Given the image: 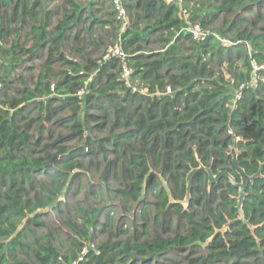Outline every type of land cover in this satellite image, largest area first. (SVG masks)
I'll return each mask as SVG.
<instances>
[{
  "label": "trees",
  "instance_id": "1",
  "mask_svg": "<svg viewBox=\"0 0 264 264\" xmlns=\"http://www.w3.org/2000/svg\"><path fill=\"white\" fill-rule=\"evenodd\" d=\"M194 1L198 0H185L190 18L206 28L218 18L217 12L233 17L225 28L212 30L231 45H224L213 34L194 41L182 31L180 9L165 0H123L130 16L123 46L134 81L149 90L145 94L132 92L119 79L116 59L99 63L86 58V63H80L62 53L69 32L81 23L80 30L87 31L95 42V24L109 23L94 14L99 8H93L94 13L84 21L82 7L72 1V11L65 12L51 28L43 0H0V81L4 91L0 107V264H28L32 257L33 264H127L133 260L134 264H153L151 260L157 257L174 261L185 247L201 252L197 257L186 256L188 264H264V0H218L207 11L202 6L190 7ZM110 16L114 26L119 24L114 10ZM31 19L37 23H30ZM26 26L32 44L19 38L7 46V37L12 32L19 35ZM115 28L117 37L120 24ZM155 45L159 49L152 48ZM45 48L47 58L31 86L17 70H32L27 58ZM56 64L68 68L57 69ZM255 73L258 85L246 87L232 108L235 89L250 82ZM54 78L56 82H52ZM168 86L171 93L166 92ZM85 88L88 90L80 94ZM84 100L99 114L85 111ZM85 117L94 122L92 127ZM55 120L70 133L46 142L45 132ZM36 123L37 133L31 131ZM230 127L240 141L235 142L228 133ZM107 128V135L93 134ZM72 138L80 142L68 145L66 141ZM233 147L250 176L261 171L248 183L243 212L238 206L240 188L226 175L211 182L209 174V169L214 176L226 170L242 182L234 167ZM82 157L105 162L106 182L112 171L115 178L122 172L123 182L113 192L141 203L147 220L153 210L163 216L173 211L186 220L184 232L170 237L156 233L147 239L133 238V243L109 239L97 249L85 251L88 230L99 223L101 209L77 203V211L87 218V230L69 212L74 198L68 197V184L82 167ZM147 192L154 201L145 196ZM185 202L190 209L200 206L201 210L190 211ZM45 209L66 216L65 225L80 237L68 236L71 247L64 254L42 220ZM105 217L104 225H111V214ZM33 226L46 229L38 233ZM57 236L66 246L62 236ZM138 255L140 258L135 257Z\"/></svg>",
  "mask_w": 264,
  "mask_h": 264
},
{
  "label": "rangeland",
  "instance_id": "2",
  "mask_svg": "<svg viewBox=\"0 0 264 264\" xmlns=\"http://www.w3.org/2000/svg\"><path fill=\"white\" fill-rule=\"evenodd\" d=\"M75 1L77 2L83 9L82 12V18L84 21L89 19V16L93 11V8H99L96 10H101L100 12H95L99 17H102L104 20L108 21L109 23L106 26H100L99 24H95L94 29V39L95 42L92 41L91 36L87 31H81L80 29L83 26V23L80 24L79 27L73 29L69 32V40L64 43V45L61 48V51L65 56L69 59L76 60L80 63H86V58H91L94 60H97L99 63L103 59V56L107 49L116 41V26L119 24H115V26L111 23V20H113V17L110 16V14L113 12V8L111 5L110 0H43V9L50 12V27H54L59 20H61L64 17L65 12H71L72 11V4L71 2ZM101 2L102 5H99L98 3ZM218 0H198L197 2L194 1L192 4H189L190 7H193L197 5L198 7L202 6L205 11L208 10L209 4H218ZM259 5L255 6V10L259 9ZM218 13V18L215 20V22L209 26L211 30H219L226 27V23L232 19L233 17L230 15H227L226 13ZM250 18L254 19V14L252 12H244ZM30 23H37L35 20H29ZM12 26H20V24H13ZM30 27L26 26L22 29V31L19 33V35L16 32H12L11 35H9L6 39V45L9 46L12 41H15L20 38L21 42L27 43L28 45L32 44L31 36L29 35ZM80 34L79 40L75 39L76 36ZM1 40V39H0ZM97 43V44H96ZM152 48H155V50L159 49L157 45L152 46ZM48 49H41L36 57H29L27 58V64L31 67L32 70L25 71L24 68H20L17 70L19 74H23L25 78L27 79V82L29 85L34 86L38 74L41 70V65L44 63V61L47 58ZM55 68L61 69L68 67H62L60 64H56ZM225 74L229 78L228 65H225L224 67ZM92 80V79H91ZM57 78L52 79V82H56ZM87 83V87H88ZM15 86L20 87V83H15ZM88 88H85L81 90L80 94H84ZM13 94V93H12ZM81 95V96H82ZM54 104H59V101H55ZM84 110L87 112H90L91 114H99V111L94 108H89L86 105V101L84 100ZM36 114H38V111H35ZM34 112V113H35ZM33 113V115H34ZM64 112L60 115H63ZM85 122L88 124V127H92L94 125V122L90 121L87 117H85ZM39 126V123H36L33 125V128L31 131L37 133ZM110 129H106L103 132H97L93 131V134H97L99 136H104L109 133ZM89 132V131H88ZM70 133V129L68 127H61L60 121L55 120L54 123L50 126L49 131L45 132L46 142H53L55 141L59 136L67 135ZM68 145H77L80 141L78 138H72L66 141ZM56 152V151H55ZM82 162V167L76 169L74 173V177L69 182V188L68 191V197L73 196V201L70 203V209L69 212L73 214L75 218H77V222L79 226L83 230H87V224L86 220L87 218L79 214L77 211V203H79L80 206L83 208H96L101 209V212L99 214V223H96L93 225L91 229H89L90 239L86 241L85 244V251H88L90 249H97L98 246L109 239L113 241H129L131 243L134 242L133 238H151L155 236L156 233H160L163 236H174L177 231L184 232V229L187 227V222L184 218H179L176 213L173 211L167 212L166 215H158V212L153 210L150 213V218L147 220L145 215L142 213V204L141 203H135L129 200H126L122 197L116 196L115 192H113L114 189H117L120 187L121 182H123L122 179V172L120 175H117L116 178L114 177V171H112V178L109 181H104V173L106 169L105 162H99L97 158H80ZM190 179V178H189ZM168 185L169 183L166 182ZM192 185V180H189V186ZM112 189V191H108V188ZM145 196L148 197V199L152 202L155 199L153 196L147 192L145 193ZM68 197L66 200H68ZM62 200H65L62 198ZM184 206L186 209H189L190 211H199L201 210V207H194L193 209H190L188 207V203L185 202ZM61 208H64L63 204H60ZM130 208V209H128ZM45 214L42 215V220H44L54 235V242L56 245H58L62 253L64 254L68 248L71 247V243L67 240L68 236L70 234H73L77 239L80 237L77 234H74L64 223V220L66 216H62L57 214L56 210L48 209L44 210ZM69 212H65V215H68ZM111 214V225L105 226L106 220V214ZM159 216L158 219L156 217ZM110 222V221H109ZM106 227V231L103 229ZM35 230L40 233L42 230H45L46 228L43 227H35L33 226ZM147 231L146 236H143V233ZM57 234H60L62 238L65 240L66 246H62L60 243ZM204 252V250H202ZM84 253V252H83ZM81 254V258L82 255ZM201 254V252L195 253L194 251H191L190 248L185 247L182 249V251H178L176 253V256L174 258V261H170L168 259H165L164 257H157L151 262L153 264H188L186 260V256L191 257H197ZM168 256V254L166 255ZM169 256H172L171 254ZM140 258V256H135ZM33 258V257H32ZM27 259L28 264H33L34 258ZM140 262H143V258L140 259ZM145 260V259H144ZM139 262V261H138ZM135 261H131L127 264H134Z\"/></svg>",
  "mask_w": 264,
  "mask_h": 264
},
{
  "label": "built area",
  "instance_id": "3",
  "mask_svg": "<svg viewBox=\"0 0 264 264\" xmlns=\"http://www.w3.org/2000/svg\"><path fill=\"white\" fill-rule=\"evenodd\" d=\"M169 4H173L180 9L183 26L182 31L189 33L194 41L200 42L207 39L210 34L216 36L224 45H231L232 42L224 37L220 32L212 31L210 28H206L200 21H192L190 18V10L186 6L185 0H165ZM113 10L115 12V18L120 24V33L117 36L116 41L107 49L103 59L100 63L111 59H116L119 63L120 75L119 79L122 80L132 92H142L147 94L148 88L143 86L133 79V68L129 63L128 54L123 46V34L130 26V16L123 0H110ZM259 76L255 73L252 76L250 82L242 84L239 88L235 89L233 93L232 108L236 107V101L243 95V91L246 87L257 86ZM54 90V85L51 88ZM167 93H171L172 89L170 86L167 87ZM81 93V92H79ZM3 83L0 81V107L2 106L3 100ZM228 133L233 136L234 141L238 142L241 140L240 136H237L234 129L230 127Z\"/></svg>",
  "mask_w": 264,
  "mask_h": 264
},
{
  "label": "water",
  "instance_id": "4",
  "mask_svg": "<svg viewBox=\"0 0 264 264\" xmlns=\"http://www.w3.org/2000/svg\"><path fill=\"white\" fill-rule=\"evenodd\" d=\"M232 155H233V163H234V167L236 168L237 172L241 175L242 177V182L238 183L235 179V177L233 175H231L228 171H221L219 172L216 176H214V174L212 173L211 169H209V174H210V179L211 182L214 181H219V179L221 178V176L226 175L228 177L231 178V181L233 182L234 185L238 186L240 188V197H239V208L242 211V204H243V200L247 191V186L250 180H252L253 178H255L257 175L261 174V171L259 173H257L254 176H250L245 169H243L238 161V156H237V150L235 147L232 148L231 151ZM192 173L189 175V178H191ZM244 218V216H243Z\"/></svg>",
  "mask_w": 264,
  "mask_h": 264
}]
</instances>
